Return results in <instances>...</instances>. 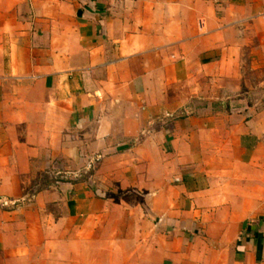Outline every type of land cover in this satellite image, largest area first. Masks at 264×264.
Here are the masks:
<instances>
[{
    "label": "crops",
    "instance_id": "obj_1",
    "mask_svg": "<svg viewBox=\"0 0 264 264\" xmlns=\"http://www.w3.org/2000/svg\"><path fill=\"white\" fill-rule=\"evenodd\" d=\"M0 264H264V0H0Z\"/></svg>",
    "mask_w": 264,
    "mask_h": 264
},
{
    "label": "rangeland",
    "instance_id": "obj_2",
    "mask_svg": "<svg viewBox=\"0 0 264 264\" xmlns=\"http://www.w3.org/2000/svg\"><path fill=\"white\" fill-rule=\"evenodd\" d=\"M3 201V207H9V206H16V203H11L9 201H6V200H2Z\"/></svg>",
    "mask_w": 264,
    "mask_h": 264
}]
</instances>
